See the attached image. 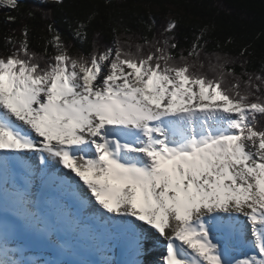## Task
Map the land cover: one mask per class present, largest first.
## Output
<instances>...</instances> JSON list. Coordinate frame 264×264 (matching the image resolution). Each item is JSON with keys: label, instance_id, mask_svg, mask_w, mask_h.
Returning a JSON list of instances; mask_svg holds the SVG:
<instances>
[{"label": "snow or ice", "instance_id": "obj_1", "mask_svg": "<svg viewBox=\"0 0 264 264\" xmlns=\"http://www.w3.org/2000/svg\"><path fill=\"white\" fill-rule=\"evenodd\" d=\"M101 10L110 21L111 0L71 21L74 40L88 42ZM109 27L111 45L75 55L53 23L39 52L27 24L5 37L0 264H149L157 245L156 264H264V64L248 67V45L237 71L232 40L210 52L207 21L173 16L142 44Z\"/></svg>", "mask_w": 264, "mask_h": 264}, {"label": "trees", "instance_id": "obj_2", "mask_svg": "<svg viewBox=\"0 0 264 264\" xmlns=\"http://www.w3.org/2000/svg\"><path fill=\"white\" fill-rule=\"evenodd\" d=\"M19 12L7 8H0V53L3 52L5 37L19 36L22 27L27 24L32 32L31 44L34 51H41L37 47L42 30L48 23L54 26L71 42L72 54L78 51H88L95 42L99 46L111 45L114 39L109 25L119 27V36L123 42L126 38L133 44L143 43L142 37L149 39L155 36L161 39V33L166 27L167 20L173 16L186 17L192 24H201L205 21L215 25L212 33V42L208 49H214L216 41L228 44L224 51L237 61V71H241L239 63L244 58L238 56L242 47H249L253 56L246 57L251 64L248 67L258 68L264 64V0H111L113 12L111 20L104 16L103 11L88 27V42L81 44L73 39L69 24L75 17L83 16L93 8V5H102L104 0H64L65 8L58 10L52 4H41L39 0H20ZM34 11L35 19L27 17V11ZM151 12L154 18L152 32H147L144 23L147 22V13ZM15 16L16 22H9L7 17ZM131 30L130 34L123 31V27ZM191 27L182 24L176 32V39L181 47L186 49L193 39ZM259 37V39H257ZM42 44V41H40ZM145 51L147 49L145 48Z\"/></svg>", "mask_w": 264, "mask_h": 264}]
</instances>
